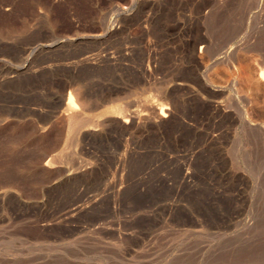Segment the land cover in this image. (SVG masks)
I'll return each mask as SVG.
<instances>
[{
	"label": "rangeland",
	"instance_id": "374dc122",
	"mask_svg": "<svg viewBox=\"0 0 264 264\" xmlns=\"http://www.w3.org/2000/svg\"><path fill=\"white\" fill-rule=\"evenodd\" d=\"M263 57L264 0H0V264H264Z\"/></svg>",
	"mask_w": 264,
	"mask_h": 264
},
{
	"label": "bare ground",
	"instance_id": "6f19581e",
	"mask_svg": "<svg viewBox=\"0 0 264 264\" xmlns=\"http://www.w3.org/2000/svg\"><path fill=\"white\" fill-rule=\"evenodd\" d=\"M206 40V39H205ZM202 44V43H201ZM202 48H205V46H203V45H201V47H200V49H202ZM207 48V47H206ZM208 48H210V47H208ZM258 50H259V48H257ZM154 51V50H153ZM209 51V50H208ZM259 52V51H258ZM263 52V51H262ZM261 52V53H262ZM149 53V52H148ZM260 53V52H259ZM260 53V54H261ZM259 54V55H260ZM101 56H103V55H100L99 56V54L98 55H95L94 57H85V58H83V59H81L80 61H78V62H73V63H70V66H79V65H81V64H86V63H104L105 61H107L108 59H104V58H101ZM261 56H262V54H261ZM107 57H109V56H107ZM106 57V58H107ZM111 60V59H110ZM261 60V59H260ZM153 62V61H152ZM259 62V65L260 66H262V68L264 67V57H263V59L261 60V61H258ZM69 64V63H68ZM68 64H66V66L68 65ZM155 64V63H154ZM149 65V64H148ZM147 65V66H148ZM49 66V65H48ZM55 66V65H54ZM69 66V65H68ZM152 67H154L153 65H152ZM46 68V67H45ZM48 68V67H47ZM75 68V67H74ZM157 68V67H156ZM156 68H155V70H156ZM42 69H44V68H42ZM36 71H37V69H36ZM152 72V70H151V68H148V70H146V76L147 77H151L150 75L152 74L151 73ZM263 80H264V72L262 71L261 73H260V75H259ZM14 77V76H13ZM9 78V77H8ZM4 79V78H3ZM179 86V85H178ZM173 89V88H172ZM72 92V91H71ZM87 92V91H86ZM86 92L84 93L83 92V90H81V88L80 87H78L77 89H76V97L74 96V95H69L68 96V98H69V101L66 103V109H65V111L66 112H69L68 114V123H69V125H70V128H71V130H72V132L73 133H75V131L78 129V127L80 126V125H82V124H84V123H87L88 125H92L93 123H91L90 121L88 122V121H86V120H84V118L77 112V107L79 108V110H81L80 109V107H79V105L81 104V105H84L85 103H86V100H88L87 98L88 97H86ZM73 93V92H72ZM88 95V94H87ZM170 95V94H169ZM73 97H75V98H73ZM77 98V100H75V101H78L79 102V104H75L74 103V100L73 99H76ZM168 98H169V96H168ZM148 101V100H147ZM142 102V101H141ZM76 105H78V106H76ZM65 106V105H64ZM151 106V105H150ZM127 107V106H126ZM125 107V105L124 106H120L119 107V111H120V113L119 114H121L122 115V118H121V121L124 123V125L125 124H139L140 122H141V120L143 119L142 117H141V115H137V114H132V113H128V111H127V108ZM150 112V111H149ZM149 112H147L148 113V115H149ZM146 113V114H147ZM140 114V113H139ZM142 114V113H141ZM145 114V115H146ZM174 114H175V110H174V106H171V104L170 103H168V104H159V106H151V118H152V120H154L155 122H157L160 126H164V125H166V124H169V123H171V121H172V119H173V117H174ZM144 115V116H145ZM148 115H146V117L148 116ZM145 117V118H146ZM151 118H149V119H151ZM148 119V118H147ZM152 123H153V121H152ZM154 124V123H153ZM133 126V125H132ZM69 128V127H68ZM49 160H47V163H49V164H51V163H53V162H48ZM50 161H53V160H51L50 159ZM46 163V164H47ZM75 208H77V207H75ZM75 210V209H74ZM77 210V209H76ZM71 215V214H70ZM64 217V216H63ZM67 218H68V216H67ZM61 219V218H60ZM60 219H58V220H60ZM64 219H66V218H64ZM64 222V221H63ZM62 223V222H61Z\"/></svg>",
	"mask_w": 264,
	"mask_h": 264
}]
</instances>
